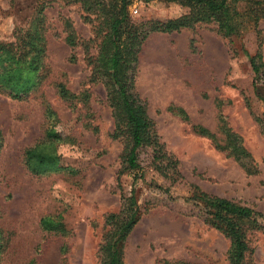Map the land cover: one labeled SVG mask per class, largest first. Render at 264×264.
Returning a JSON list of instances; mask_svg holds the SVG:
<instances>
[{
	"label": "rangeland",
	"instance_id": "1",
	"mask_svg": "<svg viewBox=\"0 0 264 264\" xmlns=\"http://www.w3.org/2000/svg\"><path fill=\"white\" fill-rule=\"evenodd\" d=\"M96 1L111 15L120 10L118 0ZM258 1L232 3L239 34L227 37L213 21L145 40L135 93L166 158L158 171L144 151L141 169L130 171L125 140L112 136L105 81L93 74L102 39L96 23L75 0H0V264H102L101 248L127 219L132 191L138 222L123 245L124 264H231V239L203 214L198 196L264 215V84L253 86L246 54L260 52L264 62V21L251 14ZM188 13L167 0L129 5L134 23ZM238 224L244 264H264V220Z\"/></svg>",
	"mask_w": 264,
	"mask_h": 264
},
{
	"label": "trees",
	"instance_id": "2",
	"mask_svg": "<svg viewBox=\"0 0 264 264\" xmlns=\"http://www.w3.org/2000/svg\"><path fill=\"white\" fill-rule=\"evenodd\" d=\"M120 10L117 15L106 12L100 2L96 0H75L80 3L86 13V18L96 25L98 35L102 37L99 44L100 52L93 64V74L97 79L105 81L107 99L113 111L114 139L125 140L123 152L124 169L139 171L141 169V157L144 151L151 150L153 154V165L156 170L161 171V164L166 158L163 147L155 131V124L149 117L146 104L135 93V74L139 53L142 45L149 35L153 33H173L184 28H192L198 23L215 22L219 33L229 37L239 34L241 23L239 13L232 6L238 0H167L179 3L189 9V13L178 19L165 22L141 21L134 23L129 14L130 0H118ZM147 2L152 0H145ZM261 8L257 11L251 10L256 24L264 21V0H259ZM249 18V17H248ZM72 32V31H71ZM261 30L258 35H261ZM74 34L68 36V43L75 44ZM264 43L262 39L261 44ZM249 57L252 71L255 75L253 86L257 89L264 84V62L262 53ZM61 94L68 98V92L62 88ZM18 96V94H17ZM264 103V96H259ZM183 120L189 117L182 108L172 107ZM264 124V120H263ZM196 133L200 136L216 142V146L224 149L218 143L216 134L209 129L196 125ZM234 152H240L237 146L232 147ZM243 153V151H242ZM41 162H52L54 157L37 155ZM174 164V163H173ZM199 200L203 206V214L212 217L214 224L220 225L231 239V264H244L245 254L248 246L244 235L239 227L238 221L264 220V215L249 207H243L229 200L199 193ZM128 217L125 221H117L113 225L104 245L101 248L102 264H124L122 259V248L134 227L138 222L137 199L134 191L127 200ZM116 216L113 217L115 220Z\"/></svg>",
	"mask_w": 264,
	"mask_h": 264
}]
</instances>
